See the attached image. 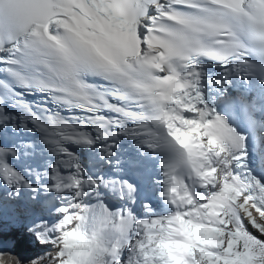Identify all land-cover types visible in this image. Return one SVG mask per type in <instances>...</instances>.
Returning <instances> with one entry per match:
<instances>
[{"label":"snow or ice","instance_id":"6c2138e0","mask_svg":"<svg viewBox=\"0 0 264 264\" xmlns=\"http://www.w3.org/2000/svg\"><path fill=\"white\" fill-rule=\"evenodd\" d=\"M0 264H264V0H0Z\"/></svg>","mask_w":264,"mask_h":264}]
</instances>
